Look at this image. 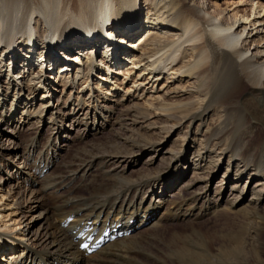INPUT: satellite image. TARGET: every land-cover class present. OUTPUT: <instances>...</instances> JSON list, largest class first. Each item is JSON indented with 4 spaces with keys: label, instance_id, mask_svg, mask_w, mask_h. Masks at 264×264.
I'll list each match as a JSON object with an SVG mask.
<instances>
[{
    "label": "bare ground",
    "instance_id": "bare-ground-1",
    "mask_svg": "<svg viewBox=\"0 0 264 264\" xmlns=\"http://www.w3.org/2000/svg\"><path fill=\"white\" fill-rule=\"evenodd\" d=\"M54 71L60 85L79 88L69 94L77 103L65 114L94 135L106 127L115 132L111 144L94 142L88 155L67 165V176L84 178L101 168L113 182L88 196L77 195V188L70 189L73 196L59 194L68 187L62 179L38 187L37 177L48 176L64 147L49 141L32 156L38 148L32 138L13 176L29 173L37 181L23 178L9 196L1 182L8 176L0 174V222L17 213L31 226L15 237L25 256H13V247L0 242L9 257L2 264H88L95 257L93 264H142L141 256H151L139 253L135 234L158 216L170 186L180 198L170 197L160 218L191 221L223 202L246 226L231 252L213 250L206 237L200 248L179 247L187 252L174 255L180 261L264 264V163L256 157L258 146L248 148L254 127L264 131V0H0V115L12 105L0 120V136L11 142L9 154L20 153L13 142L20 130L4 129L19 110L23 122L31 121L34 95L43 87L58 90L50 81ZM119 83L129 84L123 94ZM54 110L49 138L61 141L62 132L71 131L58 124L64 111ZM179 128L181 147L167 151L166 168L155 169L160 154L166 159L159 146ZM146 154L150 168H137ZM127 168H137V176H127ZM219 172L223 177L214 185ZM0 239L8 243L10 237L0 233Z\"/></svg>",
    "mask_w": 264,
    "mask_h": 264
},
{
    "label": "rangeland",
    "instance_id": "rangeland-1",
    "mask_svg": "<svg viewBox=\"0 0 264 264\" xmlns=\"http://www.w3.org/2000/svg\"><path fill=\"white\" fill-rule=\"evenodd\" d=\"M145 7H146L145 4H144V7L143 6L141 7L142 8L141 14L144 13L145 15V12H146ZM144 9L145 11H143ZM124 61H125L124 66H127L128 64H131L130 62L132 60L129 59V60H124ZM15 76H17V74ZM59 76L57 72H53L50 77V81H52V83L54 81L55 84L53 83V85L58 90L54 91L53 89H48V88L43 87L42 90L40 91V94L38 93V96L34 95L35 97L33 100L34 106H36L37 103L38 105H37L34 117L31 119V121L23 122L22 120L23 112L19 110L13 116L10 127H7L6 129H4L8 131V133H9V130H13L14 134L16 133L17 130H20V134H19L20 136H18L16 139H13L14 140L13 142L16 143V147L19 149L18 150L20 152L19 155L16 156L14 153L9 154V152L12 151L11 150L12 145L9 146L11 142L7 141L8 137L0 136V140L5 138L0 141V144L2 143L1 145L4 146V148L10 147L6 151L0 148L1 150L0 151V169H1L0 174L4 175V177L8 176V178H6L7 182H4V180L1 181L2 187H3L2 189L4 193H7V192L9 193L11 185L18 184L19 182L23 180V178L24 180L26 179L29 180V182L31 180L32 181L39 180L38 182H36L38 184V187H40L41 184H43L45 181H48V183L52 184L62 179L64 180V183L68 185V187L62 188L61 191L58 190V193L63 192L64 194H69L70 189L77 188L76 189L78 192L77 195H80L79 193H81L82 195L84 194V196L85 195L88 196L91 193H93L96 190V188L98 189V186L99 188L102 186L101 191L106 192L107 191L106 187H108L113 182V178L111 174L109 172H106L105 169H101V168L90 170L89 171L90 173L88 172L84 178H82L80 175H77L75 176L76 178L74 176H71V177L69 176L70 177L69 179V177L67 176V173H66L67 165L78 161L81 156L88 155V153L93 150L94 142H98L102 144H111V142L115 140V132L114 130H111L106 127L105 129L104 128L102 130L100 129V132L94 135L95 131L90 130L89 132V127L84 129L85 125L83 123H80L79 125L76 122L75 124V120H72V118L68 116L69 114H65V112H67L66 110L67 108L69 109V107L73 106V102L77 103L76 100H73V99L69 100L68 97L70 93L71 95H73L75 90L78 91L79 88H76V89L74 88L73 92H71L72 87H68V86L64 87L63 85H60L61 83L58 82ZM134 78L135 76H133V79ZM2 79L3 81L6 80L5 78H2ZM20 80L21 79L19 78L18 81ZM120 80H123V76L120 77ZM81 81L82 80H80V82ZM17 83H20V82H17ZM120 85L122 86V89L119 92H122L123 90L125 91L126 89L128 90L129 88L128 86L129 84L121 83ZM53 92H54V95H52ZM11 106L12 105H9L7 109H5L4 113L0 115V120L2 118L5 119V116H10ZM40 108L42 109V116H39V115L36 116L37 110ZM53 110L54 111H64L62 114L63 120L61 121L58 118V122H59L58 124H60L62 128L69 129L71 131L70 133L71 135L69 133H65V131L64 133L62 132V134H64L62 137H65L64 140L69 138V136L72 137L70 140L60 141L59 139H56V137H54L53 139L49 138L50 132L52 131L53 124H54V123L52 124L53 118H50V115L53 114L52 113ZM52 117L55 118V115H52ZM159 121H161V119ZM54 122H56V119ZM118 126L119 125H115V130L118 129ZM92 129H93V126H92ZM84 130H86V133L83 132ZM180 130L181 129L179 128L174 134V136L168 142H165L164 144L159 146V148H163V151L165 153L164 157L166 159L160 160V157H161V154H160V156L155 160L154 164H152L153 165L152 167H154L155 169H158L160 167L166 168L167 166L166 162L169 161V155H170V153H167V151H169L170 149H178L181 147V143L183 141L182 135H180L181 138L176 139L179 135ZM253 131L254 132H253L252 137L250 138V141H249L250 144H248L249 145L248 148L251 149V148H256V146H258L259 147V148L257 147L258 151L259 150L260 151L258 152L259 154L257 153L256 157L258 158L261 157L260 159L263 160V163H264V152H263L264 143L262 142L264 139V131H261L259 129V126L257 125L254 127ZM65 134H67L68 136ZM182 134H185V129H183ZM149 137L152 138V136L150 135ZM32 138L36 139L38 143V148L34 151V153H31L32 156H36V155L38 156L41 146H43L44 144L45 145L48 144L49 141L50 143L56 142L58 145L63 143L62 145L64 148L62 149L60 155L56 157L57 160L55 159L53 161V164H51V167L48 168V170L45 172V174H47L48 176L44 180H41L43 176L42 177L38 176L36 180L29 173L28 175L26 174L20 175L19 178H15L13 176L17 172V169H18L17 165H19L18 163H20L21 160L23 162L26 160L25 158L26 156L24 157L22 152L23 150L28 149L31 141L34 140ZM260 146L262 148H260ZM18 157H20V159ZM148 159H149V154L144 155L141 163H138L137 168L147 165V169H149L151 165L147 164ZM172 164L174 166H177V162L175 161ZM44 167L47 168L48 164L46 163ZM137 168H134V169H137ZM134 169L127 168L126 175L130 177L135 176L137 172H135ZM64 170L65 172H63ZM9 173L11 175H8ZM191 175L192 174L190 173V176ZM190 176H188L186 180H188ZM221 176L223 177V174L221 172L215 175V178L213 181L214 185H217L219 183V181L222 178ZM67 179H69L71 182ZM158 190H161V188ZM177 190L178 188L176 186H173V187L170 186V188L167 189L168 195H171L170 197L173 200L175 196L176 198H180L179 192ZM51 194H49V197H48V201L50 199L49 202H51V197H52ZM188 194L189 192L185 191V196H188ZM69 195L73 196L72 193ZM9 196H10V193H9ZM170 197L166 199L165 205L157 212L158 216H153L149 220V223L146 226H143V227L141 226L140 230L144 229L142 230L143 232L138 229L139 232L135 234V237L138 238L139 241H141V244H139V242L137 243L139 248L141 247L140 249L138 248L139 253L145 252V255L149 254L151 256L149 258L147 256H141L139 258V261L142 264H153L154 262L155 264H186L185 262L180 261L178 257L174 256L175 254L180 255L181 253H187V252H184L186 251L184 248H182L184 249L182 250V249H179V247L181 246L183 247L185 243L186 244L188 243V245L186 244L185 245L189 248H195V247L200 248V243L203 242V240L206 239V237H208V240L212 243L213 250H217V249H220V247H222L223 250L228 253V252H231L237 245H240L241 241L243 240L244 234H245L244 232V228L246 227L245 222L243 221L242 218L235 217L236 216L235 213L231 211L230 209H227V211H225V204L223 202L220 205L218 210L213 211L207 215L200 214L197 218H194L191 221L187 219H183V220L170 219L168 218L169 216L165 217V215L162 218H160L163 214V211H165L166 206L168 205L167 207L169 208L171 206V204L169 203V199H171ZM6 198L7 197H4V200ZM9 201H12V200L8 199V202ZM10 211L11 210H5L4 215H8ZM51 211H53V209H51ZM48 215L51 216V214H48ZM20 216L21 215L17 216V213L15 214L13 213L12 215H8V217H5L3 221L0 222V225H1L0 233L6 234V236L10 237L8 243L4 242V240H1V239H0V242L2 241V244L4 245H9V246H12L13 248L15 247L14 249L12 248L11 250L13 256L23 255L22 254L23 248L19 245L17 241H15L16 235L20 233L22 230H29L31 227L26 222L20 223L19 222ZM139 219L136 220L137 221L136 225H139V222H140ZM193 229L198 230L199 234H191ZM134 248L137 249V247H134ZM1 250L2 249H0V264H2V262L7 263L9 257H5L3 255L4 254L3 251ZM176 251H179L180 253H177ZM25 255L26 254H24L23 256ZM231 257H232V254H230L229 257L225 259H229ZM97 258L98 257L90 258L91 262L89 259H87V263L93 264L95 259ZM177 260H178V263H177ZM110 264H113V263H110ZM187 264H192V263H187ZM193 264H203V263H200V262L197 263L196 261Z\"/></svg>",
    "mask_w": 264,
    "mask_h": 264
},
{
    "label": "snow or ice",
    "instance_id": "snow-or-ice-1",
    "mask_svg": "<svg viewBox=\"0 0 264 264\" xmlns=\"http://www.w3.org/2000/svg\"><path fill=\"white\" fill-rule=\"evenodd\" d=\"M84 247H87V245H84Z\"/></svg>",
    "mask_w": 264,
    "mask_h": 264
}]
</instances>
